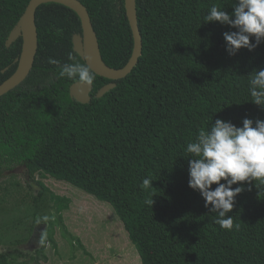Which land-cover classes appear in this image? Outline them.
Here are the masks:
<instances>
[{
	"label": "trees",
	"instance_id": "16d2710c",
	"mask_svg": "<svg viewBox=\"0 0 264 264\" xmlns=\"http://www.w3.org/2000/svg\"><path fill=\"white\" fill-rule=\"evenodd\" d=\"M28 1L0 0V83L17 67L22 38L9 46L5 41ZM80 1L104 62L124 66L133 47L124 0ZM236 2L136 0L141 55L123 78L94 73L87 103L70 96L75 81L58 78L60 66L49 63L52 58L60 65L86 64L72 43L73 34L81 33L80 18L56 2L36 8L33 66L0 97V236L13 233L15 243L0 251V264H41L47 259L45 243L54 240L51 217L47 233L40 235L42 248L31 252L19 246L33 226L25 229L19 206L13 212L7 207L10 198L22 194L14 174L3 177L16 166L27 170V189L30 182L38 187L31 194L33 220H42L49 197L58 209L70 205V198L47 186L49 180L71 185L111 206L141 264H264V185H232L243 184L244 190L227 214L239 225L231 231L215 223L216 213L188 186L192 157L185 149L200 130L216 119L237 127L243 118L252 119L253 126L264 120V107L253 103L249 92L252 75L264 68V40L251 51L240 48L229 55L223 33L237 29L204 21L212 6L232 13ZM110 82L115 86L97 95ZM145 178L152 180L150 189L142 188Z\"/></svg>",
	"mask_w": 264,
	"mask_h": 264
},
{
	"label": "clouds",
	"instance_id": "9594fccd",
	"mask_svg": "<svg viewBox=\"0 0 264 264\" xmlns=\"http://www.w3.org/2000/svg\"><path fill=\"white\" fill-rule=\"evenodd\" d=\"M204 21H215L237 29L223 33L229 55H234L240 48L251 51L264 40V0H237L232 13L212 6ZM250 37L254 38V42H250ZM68 59L74 61L71 53ZM49 63L60 66L58 78L66 77L89 86L95 79L94 72L86 64L73 62L60 65L52 58H49ZM249 85L251 101L264 107V68L255 71ZM253 123L252 119L243 118L242 127H237L230 121L216 119L208 130H200L195 141L187 143L185 149L190 154L188 157H192L188 160V186L200 193L209 212L216 213L215 223L229 231L239 227L227 214L234 207L235 197L244 190L243 184L235 188L232 185L252 181L264 185V120L257 119L255 126ZM25 174L27 176L26 169ZM27 179L30 180L28 176ZM221 180L224 182L221 183ZM151 181L143 179L142 188L150 189ZM30 184L34 185L33 182ZM213 184L216 185L214 189L211 187ZM148 203L152 205L153 200ZM40 235L39 232L38 241ZM29 239L30 236L27 241Z\"/></svg>",
	"mask_w": 264,
	"mask_h": 264
},
{
	"label": "rangeland",
	"instance_id": "374dc122",
	"mask_svg": "<svg viewBox=\"0 0 264 264\" xmlns=\"http://www.w3.org/2000/svg\"><path fill=\"white\" fill-rule=\"evenodd\" d=\"M11 174L20 181L22 194L14 199L10 198L7 207H12V212L17 206L21 208V220L25 223V229L30 225L35 229L38 225L40 234L47 233V221L51 217L55 218L52 230L54 240L45 243L44 254L47 259H41V264H141L137 249L128 239L121 221L108 203L97 200L71 185L49 180L47 186L55 193L70 198V205L58 209L57 203L48 195L47 205L41 210L42 220H33L30 210L33 208L31 194L36 193V184L27 189V176L23 166L4 172L3 177L8 178ZM2 181L3 179H0V182ZM45 217L47 219H44ZM62 225L66 231L62 229ZM11 236H0V251L6 250L9 244L15 245ZM27 236L20 247L25 244L29 234ZM39 241H34V251L42 248V240Z\"/></svg>",
	"mask_w": 264,
	"mask_h": 264
},
{
	"label": "water",
	"instance_id": "95a60500",
	"mask_svg": "<svg viewBox=\"0 0 264 264\" xmlns=\"http://www.w3.org/2000/svg\"><path fill=\"white\" fill-rule=\"evenodd\" d=\"M46 2L60 3L76 12L81 22V33H74L72 36L73 50L84 59L95 74L110 80H116L125 77L136 65L142 51V37L138 27L136 0H124L125 13L133 37V47L130 58L120 68L111 67L102 59L97 35L88 10L80 0H29L5 41V45L9 46L18 37H21L22 45L19 57L16 58L17 67L15 71L0 83V97L20 84L33 66L38 47L35 11L40 4ZM114 86V82L105 84L99 89L97 95L101 96ZM91 89L92 85H84L75 81L69 86V94L78 102L87 103L91 98Z\"/></svg>",
	"mask_w": 264,
	"mask_h": 264
},
{
	"label": "flooded vegetation",
	"instance_id": "af4514ba",
	"mask_svg": "<svg viewBox=\"0 0 264 264\" xmlns=\"http://www.w3.org/2000/svg\"><path fill=\"white\" fill-rule=\"evenodd\" d=\"M37 230H39V227H36V229L33 232L32 237H30V239L28 241L25 242V244H23L22 248H24V250H34L36 246H34V241L36 242L39 237V232H37Z\"/></svg>",
	"mask_w": 264,
	"mask_h": 264
}]
</instances>
